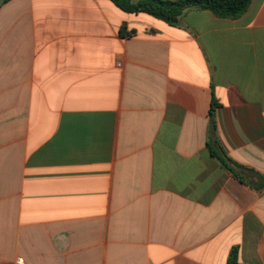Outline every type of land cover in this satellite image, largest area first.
Here are the masks:
<instances>
[{"label":"crops","instance_id":"0c3cea01","mask_svg":"<svg viewBox=\"0 0 264 264\" xmlns=\"http://www.w3.org/2000/svg\"><path fill=\"white\" fill-rule=\"evenodd\" d=\"M232 249L264 264V0L177 25L109 0L1 5L0 264Z\"/></svg>","mask_w":264,"mask_h":264},{"label":"trees","instance_id":"16d2710c","mask_svg":"<svg viewBox=\"0 0 264 264\" xmlns=\"http://www.w3.org/2000/svg\"><path fill=\"white\" fill-rule=\"evenodd\" d=\"M9 0H0V6ZM117 8L126 13H145L154 18L163 20L170 25H177L184 13L191 9L208 10L221 18H236L243 14L251 0H109ZM124 25H121L119 34H124ZM216 103L211 102L209 111L210 129L213 128V111ZM209 146L207 142V147ZM213 153V152H211ZM214 154V153H213ZM223 165L235 175H239L234 168L226 162L224 157H218ZM227 264H238L236 250L230 251Z\"/></svg>","mask_w":264,"mask_h":264}]
</instances>
